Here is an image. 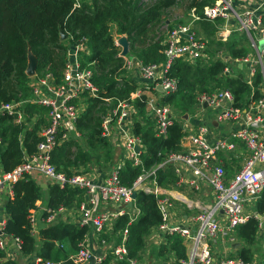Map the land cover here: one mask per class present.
I'll list each match as a JSON object with an SVG mask.
<instances>
[{
	"label": "built area",
	"instance_id": "2783aa9c",
	"mask_svg": "<svg viewBox=\"0 0 264 264\" xmlns=\"http://www.w3.org/2000/svg\"><path fill=\"white\" fill-rule=\"evenodd\" d=\"M264 0H258L253 6L238 8L234 0H217L215 4L205 6L202 16L192 10L188 24H179L168 32L163 54L165 61L160 64H145L126 59L124 67L130 72L137 69L141 82L131 93L128 101H119L116 108L102 124L105 138L114 134L118 128L116 146L124 151V162L131 161L134 166L142 164L140 154L143 142L133 132L132 121L136 114L135 101L145 102L156 122L154 132L157 137H167L168 129L177 121L183 126L184 136L181 150L165 156L158 168L171 167L177 177L176 188L165 189L156 180V169L139 176L131 187L121 183L120 171L123 165H114L97 181L87 173L67 177L57 171L51 163L52 152L73 136L80 138L77 122L86 110L88 98H97L99 89L93 83V71L84 66L76 56L85 53V43L76 46L75 58L65 64L61 79H55L50 73H36V81L31 80L30 97L22 101L0 104V116L8 115L15 123L25 122V105H35L46 110L47 125L41 129V141L36 153L25 155L24 161L11 172H4L0 166V196L3 193L13 196V186L25 176L41 175L62 188L70 186L85 191L84 199L74 206L77 216L70 222L81 227H88L99 242L107 244L104 235H110L111 243L103 254H97L91 248L89 233L79 243L77 252L69 257L71 264H157L151 256L154 246L160 249L167 246L171 239L180 237L186 247V258L179 264H252L240 256L230 255L231 247L237 244V228L246 224L253 216L260 220L264 215L256 212V204L264 192V97H255V90L249 102L237 105L231 90L223 89L214 93L200 94L195 101V125L181 122L169 104L163 103L166 96L179 90V82L168 74L178 61L190 65L199 62L210 64L212 58L206 54L207 46L199 36L197 22L204 20L215 23L222 21L224 35H231L236 29L244 34L253 51L245 58L228 63L239 67L244 72V82L253 86L257 75L256 68H261L264 76ZM118 42V41H117ZM116 46H119L117 43ZM72 52V51H71ZM121 57V54H119ZM122 58V57H121ZM217 61V60H216ZM231 72L227 65L222 74ZM223 74V75H224ZM232 77V76H231ZM31 84V85H30ZM264 82L261 84L260 87ZM162 88V91L159 90ZM254 88V87H253ZM264 91V89H263ZM212 111L211 119L206 117ZM189 117V116H188ZM185 118V117H183ZM220 135L219 130H226ZM3 140L0 135V147ZM141 151L136 152L137 147ZM246 156L240 168L230 172L225 167L223 157L242 153ZM188 189L194 194L202 191L212 196L210 204L193 203L181 193L171 191ZM143 191L157 197V207L161 223L146 236L144 251L138 258L128 257L126 242L128 226L140 216V210L133 200V192ZM187 199H186V198ZM133 203V206L130 204ZM188 208L190 215L178 212L177 204ZM185 203V204H183ZM0 203V249L6 258L18 260L22 248L19 238L9 239L5 232L6 217L3 218ZM64 208L54 211L44 221L53 223ZM47 211V210H46ZM32 211L30 220L33 233L38 234V218ZM129 216L128 225L122 232L115 234L117 221ZM104 237V238H103ZM115 238L121 239L116 242ZM218 244L222 247L218 248ZM230 248V250H229ZM109 254L112 260L107 263ZM35 264H63L53 260L43 261L36 258Z\"/></svg>",
	"mask_w": 264,
	"mask_h": 264
},
{
	"label": "trees",
	"instance_id": "16d2710c",
	"mask_svg": "<svg viewBox=\"0 0 264 264\" xmlns=\"http://www.w3.org/2000/svg\"><path fill=\"white\" fill-rule=\"evenodd\" d=\"M177 0H159L152 7L144 8V0H0V104L22 101L30 96V78L27 74L29 55L38 60L37 73H50L59 80L70 51L74 50L83 39H87L89 54L81 62L93 71V83L99 89L97 98H88V106L77 122L81 137L86 138L84 149L79 139L73 138L58 146L51 154V163L57 171L67 177L74 174L87 173L91 163L111 160V143L103 137L102 121L92 118V110L97 105L115 101H128L136 84L124 83L119 86L120 67L124 59L119 57V48L115 44L112 27L118 36H126L133 47L143 42L150 29L160 19L161 10L169 8ZM213 4L205 0L202 7ZM199 5L196 1L193 6ZM202 9V8H201ZM264 13V12H263ZM245 47L232 49L234 58H242L248 53ZM84 55L85 53H80ZM123 59V60H122ZM146 64L165 61L159 49L148 48L141 55ZM201 66H193L178 61L169 72L171 78L179 82V90L166 96L163 103L175 105L184 112L190 110L195 103L196 87L202 93H212L211 87L231 88L237 105L244 104L252 88L244 82L243 77L229 78L220 76L225 66L222 62ZM194 79V81H193ZM132 83V82H131ZM262 83L261 73H257L253 87L255 97L259 98V85ZM29 94V95H28ZM142 121L135 120L134 135L143 142L140 154L142 164L134 166L127 160L120 171L121 183L131 187L135 180L145 172L156 169V180L165 189L176 188L177 177L171 167L158 168L165 156L181 150L184 136L180 121L169 129L167 137H157L154 132L155 120L148 114V107L140 100L134 102ZM173 107V106H172ZM25 122L17 124L13 117L0 116V135L3 144L0 147V166L4 172H11L23 161L25 155L37 151L41 141V129L47 125L46 110L35 105H25ZM91 152L96 158H92ZM82 169H85L82 172ZM41 184L32 176H25L13 186V196L3 194V210L6 214L5 232L9 239L19 238L22 248L18 260L7 259L0 249V264H28L24 260L32 258L29 264H35V258L43 261L53 260L71 264L70 254L78 250L79 243L89 231L75 222H65L57 215L53 223L38 227V234L33 233L30 216L38 209V202L43 198ZM49 201L43 217L48 218L61 208H74L85 196V191L56 183H49ZM140 210L139 218L128 226L129 235L126 242L128 257L138 258L144 251L146 236L161 223V215L157 207V197L143 191L138 192L135 201ZM256 212L264 215V192L256 204ZM129 222V216L121 217L116 224L115 234L122 232ZM260 231V220L253 216L246 224L237 228L239 239L247 246L239 251V256L246 262L252 260L250 248L256 242ZM38 237V239H37ZM107 240L109 237L104 236ZM121 239H118V243ZM168 247H163L162 255L174 257L173 261L160 264H179L186 258V247L180 237H174ZM161 255V254H160ZM109 254L107 263L112 260ZM123 264V263H119Z\"/></svg>",
	"mask_w": 264,
	"mask_h": 264
},
{
	"label": "rangeland",
	"instance_id": "374dc122",
	"mask_svg": "<svg viewBox=\"0 0 264 264\" xmlns=\"http://www.w3.org/2000/svg\"><path fill=\"white\" fill-rule=\"evenodd\" d=\"M79 1L81 2V0H79ZM194 1H196L199 5L193 6L191 8V5L193 4ZM216 1L217 0H211V3L215 4ZM158 2H159V0H144V3H145L144 8L152 7L155 4H157ZM203 2H205V0H177L173 6L161 10L160 19L150 29L146 38L143 40V42L137 43L134 47H133V44H131L129 42V54L127 55V57H122L124 59V64H125L126 59H130V60L133 59L134 61L143 62V60H141V55L143 54V52L146 49H148L150 47L159 49V54H161L164 57L163 49H164L165 41H166V38H167V35H168V32L170 31V29L176 25H179V24H188L189 20L191 19L190 15H191L193 9H195L196 15L201 17L204 7L208 6L206 4L205 6L202 7L201 5L203 4ZM213 4H209V5H213ZM263 11H264V9H263ZM197 25L199 26V28H198L199 29V36L205 42V44L207 46L206 54L212 58V61L210 64H214L216 62H222V64L224 66L227 65V67H229L231 70V72L229 74L223 73L224 74L223 75L221 73L220 76L229 77V78H236V77H243L244 78V72L242 71V69L228 63L229 61L226 58V56L231 58L232 60H235V59L245 58L251 52L253 53V51L250 47V43H249V41H247L246 36L244 34L240 33L236 29V26H235L234 33H231V35H227V37H226L223 33L222 27L224 26V23L222 21H216L215 23H211V22H206L204 20H201V21L197 22ZM111 31H112V34H114V37L116 40L115 41L116 45L118 43L117 41L119 40V37L120 38L126 37V36H119L118 37V35H116V33H115V27L114 26L112 27ZM84 43L83 44L85 45V54L81 55L79 53L76 56L79 59H82V58L85 59V55H88L90 52L88 44H87L88 41L84 42ZM242 47H245L248 49V52H247L248 54L242 58H234L232 56V49H237V48H242ZM118 48H119V54H122L123 47L121 45H119ZM72 51H75V50H72ZM74 55H75V53H74ZM68 57L70 58V56H68ZM180 62H184V61H180ZM160 63H162V61L161 62H154V63H147V64H160ZM184 63H186V62H184ZM124 64L122 62V65L120 67V71H121V74L119 75V83H120L119 86L120 87H123L124 83L126 84L127 82L130 84H133V83L136 84V82H137L134 79L135 74L134 73L129 74V71L124 67ZM145 64H146V62H145ZM210 64H205V65H210ZM189 65L190 64H188V66ZM197 65L201 66L200 62ZM261 71H262L261 68H259V67L256 68V73L259 72L262 75V83H263L264 82V76H263ZM36 73H37V70H36ZM36 73L33 76L28 75L29 78L31 80L36 81L37 80L36 79ZM31 80H30V82H31ZM193 81H194V79H193ZM261 84L259 85V88H260V91L262 90V94H264V91H263L264 84L262 85V87H260ZM136 86H138V85L136 84ZM250 87L252 88L253 91L255 90L253 88V86H250ZM259 88H258V90H259ZM223 89L231 90V88H229V86H227V85H224L222 87H214V84H213V87H211L210 92L214 93L215 91H220ZM252 90H251L250 94L246 97L247 101L243 102L244 104L249 102V100L251 99ZM206 93H208V92H206ZM29 94H31V90H30ZM195 94L197 95L196 96V98H197L200 94H203V92L201 93L200 90L196 87ZM262 94L260 95V97L262 96ZM263 97H264V95H263ZM27 98H28V96H27ZM196 98H195V101H196ZM87 106H88V103H86V108H87ZM172 106H173L172 108H173L174 113L177 114L178 117L180 116L179 118L183 119L181 122L186 123L187 121H190V122L195 124V122H194L195 117H196L195 116V111H196V104L195 103L192 105V108L190 110H187L186 112H184L183 110H181V108H179L175 105H172ZM115 108H116L115 107V101L114 100H110V101L108 100L107 102L101 103V104L97 105L96 107H94L92 110L91 116L94 119V122H96V120H99V121H102V124H103L104 120L112 113V111ZM138 114L139 113L136 109V114L133 117V121H132L133 132H134L135 120H139V121L141 120L142 121V117L140 118V116ZM147 115L152 120L154 119L151 112L148 111ZM185 115H187V117L183 118ZM79 141H80V144L82 146L83 145L85 146V143H86L85 137L82 136L79 139ZM113 148L114 147L111 145L110 151ZM244 152L245 151L242 150V153H239L237 155H233L230 157L232 164L235 166V168H232L230 172H234L235 169L238 170L240 168V165L242 164V162L246 156V154ZM207 194H208V192H206V191H202V192H200V194H195L194 197H191L192 195L188 194L189 195V201H192L193 203L210 204L212 201V196L209 195L207 197ZM183 204H185V203H183ZM177 206H178V212H180L184 215H190L191 214V212L188 210V208H185L184 205L178 203ZM263 218H262V220H263ZM237 237H238V235H237ZM115 240H116V242H118L117 238H115ZM105 241L107 244L111 243V241H112L111 236H110V240H107V238H106ZM170 243L167 246H163V247H168L170 245ZM237 243H240L238 248L247 246L245 243L240 241L239 237H238ZM107 244H104V243L102 244L100 242V245L102 247H107L108 246ZM234 245L235 244L232 245L231 251H233V249L235 248ZM163 247L158 249L156 246H154L151 250V256L156 259L157 264H160L161 262H167L169 260L170 261L174 260L173 256H171V258L168 259L167 258L168 256L162 255L161 250ZM221 247L222 246L220 244H218V248H221ZM250 248H251L252 253H253L252 260L250 261V263H252V264H264V229H263L262 225L260 227L259 234L256 238V242L253 245H251ZM229 250H230V248H229ZM76 252H74L73 254H70V256L74 255Z\"/></svg>",
	"mask_w": 264,
	"mask_h": 264
},
{
	"label": "crops",
	"instance_id": "0c3cea01",
	"mask_svg": "<svg viewBox=\"0 0 264 264\" xmlns=\"http://www.w3.org/2000/svg\"><path fill=\"white\" fill-rule=\"evenodd\" d=\"M257 1L258 0H234V4L238 8H246V7L253 6ZM119 39H120V37H119ZM70 54H71V51H70ZM71 57H73V58H70V59H74L75 58L74 53L72 54ZM130 73H134L135 74V78L134 79L137 82H141L142 81V79H140V75H139V73H138L136 68H135V70L130 71L129 74ZM206 115H207L206 117H208L209 119L212 120L214 127H216L217 125L213 121L212 111L211 110L207 111ZM45 121L47 122L46 116H45ZM194 126H196V125L194 124ZM218 132H219L220 135H226L227 134V129L226 130H219ZM118 134H120L119 130H118V128L115 127L113 136L108 138V140L110 141L111 145L114 147L111 150V160L109 162H105L103 159H101L100 162L91 163L87 167V170H88L87 174H89L90 176H92L95 179H97V181L100 180L102 178L103 174L106 171H108L109 168H111L112 166L118 165V164H121V165L124 166V164H125V162H124V151L121 148L116 146V136ZM83 148L84 149L87 148L86 143H85V146L83 145ZM90 154H91L92 158H96V155L93 152H91ZM230 157L231 156L223 157L224 162H225V167H226V169L228 171H231L232 168H235V166L231 162V158ZM84 170L85 169H82V172H84ZM33 178H35L36 181L39 182L41 185H47V187L43 188V190H42L43 198H42V200L40 202H38V204H37L38 209L35 212V214H36V216L38 218V224L37 225H38V227L41 228V227L46 226V223H45L44 217H43V213L48 208V206H47L48 205V201H49L48 185L51 182H50V180L46 179L45 177H43L41 175H34ZM171 192L174 195H176L177 193H181L182 195H185L188 198H189L188 194H191L192 195L191 197H194V195H195L194 193H192L191 191H189L188 189H185V188L183 190H180V191H171ZM3 194H7V193H3ZM0 203H1V206H3V195L0 196ZM1 216L3 218L6 217V214H5L4 210H2ZM75 216H77V213H75V209L73 207L63 210L60 213V215H59V217H62L65 220V222H69L70 220H73ZM262 221L264 222V218H263ZM262 226H263V229H264V223L262 224ZM88 233H89V236H90L91 248L93 249V251L95 253H97V254H103L105 251L107 253V249L100 245V242H99L98 238L93 236L92 232L90 230L88 231ZM104 236H107V237L110 238V235L106 234ZM104 239L106 240V238H104ZM239 245H240V243H237V244L234 245L235 248L230 253V255L239 256V251L243 248V247L238 248ZM32 260H33L32 258H28L27 260H24V262L26 263V261H27V263L29 264L30 262H32ZM35 261H36V258H35L34 262Z\"/></svg>",
	"mask_w": 264,
	"mask_h": 264
},
{
	"label": "water",
	"instance_id": "95a60500",
	"mask_svg": "<svg viewBox=\"0 0 264 264\" xmlns=\"http://www.w3.org/2000/svg\"><path fill=\"white\" fill-rule=\"evenodd\" d=\"M119 45H121L123 47V51L121 54V57H127V55L129 54V41L127 39V37H122L118 40ZM264 48V43L261 42L260 44V49L262 50ZM75 53V51H72L71 54ZM37 66H38V60L34 55H29V65H28V69H27V74L29 76H33L36 73L37 70ZM160 91H162V88H159ZM185 118L187 117V115L184 116ZM141 148L138 146L136 148V152H140ZM42 188H46L47 185H41ZM138 193L136 191L133 192V200L135 201L137 199ZM130 206H133V203L130 204ZM38 239V237H37Z\"/></svg>",
	"mask_w": 264,
	"mask_h": 264
}]
</instances>
